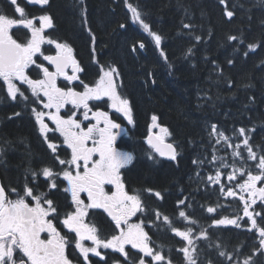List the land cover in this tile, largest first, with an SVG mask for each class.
<instances>
[{"label": "trees", "instance_id": "1", "mask_svg": "<svg viewBox=\"0 0 264 264\" xmlns=\"http://www.w3.org/2000/svg\"><path fill=\"white\" fill-rule=\"evenodd\" d=\"M129 3L150 31L161 36L159 47L134 21ZM50 5L63 35L85 59L97 53L101 66L117 70L133 127L142 135L154 115L170 127L182 148L201 147L202 134L210 135L212 125L230 133L243 128L260 133V146L255 149L264 155V0H51ZM228 11L233 13L231 18ZM141 43L145 56L138 49ZM8 125L12 134L25 129ZM213 137L211 155L213 149L221 152ZM40 157L18 155L10 163L23 165ZM191 157H186L184 167L191 166ZM189 169L181 172L169 164L135 174L137 183L159 189L164 202H171L178 184H186ZM201 186V194L209 197L197 198V211L216 209ZM230 231L239 237V232ZM238 240L225 235L232 253L240 249ZM207 243L208 237L203 241Z\"/></svg>", "mask_w": 264, "mask_h": 264}, {"label": "snow or ice", "instance_id": "2", "mask_svg": "<svg viewBox=\"0 0 264 264\" xmlns=\"http://www.w3.org/2000/svg\"><path fill=\"white\" fill-rule=\"evenodd\" d=\"M223 2L224 0H221V3ZM11 3L15 5L17 0H11ZM29 3L46 5L48 0H29ZM128 8L134 21L152 35L155 44L159 47L161 36L150 31V26L143 21L141 13L136 7L129 3ZM15 11L19 14V19L0 14V81L6 85L7 94L13 101L17 99L18 95L27 99L25 91L21 90L15 81H19L21 85H27V89L34 97L43 96L46 99V102L42 103L43 108L49 109L47 113L35 108L32 111L36 123L39 125V132L54 154V159L58 161L59 165L65 167L58 171L51 167H44L39 173L32 172L31 175L33 178L42 175L45 180L49 181V190L57 187V179L67 182L62 190L70 194L74 211L65 213L61 223L69 233L75 235L70 240L57 230L54 221L59 219L58 210L54 206L53 200L49 198L48 192L40 191L38 187H31L28 183H25L20 190L6 189L4 185L0 184V264H73L66 251L70 244H74V247L79 250L85 264H88L89 253L104 259L98 251L100 248L119 252L125 259H128V253L125 251L126 245H130L132 249H137L143 254L139 258L138 264H153V262L160 264L165 257L150 246V237L144 230L142 222L130 223L131 218L138 212H144L145 208L141 196L138 193L130 194L121 177V169L130 165L134 159L131 153L119 152L114 147L119 134L114 130H119L121 125L114 122L107 112L94 111L89 104L90 101H101L107 98L111 102V108L122 113L129 124L133 123L129 101L122 98L117 91L115 77L119 73L115 68L107 70L101 68L102 74L93 86L80 81L83 91L58 87L57 79L59 77H63L69 83L80 79L78 73L82 69L73 56V49L67 43H59L43 35L45 28L53 26L49 16L39 17L40 27H35L34 21L27 18L24 8L17 6ZM226 14L229 18L233 15L231 11ZM18 26H23L31 32V37L24 43L18 42L11 34V30ZM184 27L188 28L190 25L185 24ZM230 39L235 40L236 37H230ZM45 43L55 44L57 49L55 55H43L41 46ZM140 47L143 48L144 45L141 43ZM37 54L43 55V59L55 70L49 71L47 67L37 63L35 59ZM33 65L40 69L43 78H30L28 69ZM69 68L71 75L68 74ZM67 105H71L77 110L83 109V120L95 121V123L84 125L77 119L75 112L67 117L62 116L61 109ZM53 109L54 111H52ZM45 117L55 125V128H51L45 123ZM156 121L157 117L152 116V128L158 127ZM49 132H58L63 138L62 144L70 150V159H61L56 154L60 146L49 139ZM160 133L161 135L156 137L150 134L148 144L161 156L167 155L175 160L176 150L172 144L164 145L167 151L160 146L163 144V137L168 134V129L161 127ZM239 134L244 136L245 129H239ZM210 135L218 137L217 143L221 140L228 143V137L223 132H218L216 125H212ZM243 144L248 152V159L258 160L256 167L259 172L252 174L251 171H248L247 180L239 185L241 193L247 192L250 202L243 195H240L239 199L244 204V216L251 221L249 231L252 229L258 231L261 238L260 246L264 249V226H258L253 212L249 211V208L256 204V197L264 201V187L257 188V183L264 181V155L257 157L249 146L248 138L244 139ZM228 146L232 147L231 144ZM239 147V144L235 146L236 149ZM240 155L238 151H233L234 157ZM223 166L227 167L228 165L224 164ZM237 171L239 169L233 168L228 179H235ZM220 175L217 170L215 178L209 176L208 179L219 183ZM240 175L244 176L245 173L241 172ZM106 185L113 186L115 190L106 191ZM147 191L151 192L152 190L148 189ZM221 191H224L223 187ZM82 193L86 194L87 203L81 198ZM155 195L159 197L160 193L157 192ZM226 195L235 197L237 194L229 189ZM90 209H103L114 222L115 228L119 230L118 234L112 235L110 239L101 238L97 227L85 222ZM207 211L212 213L215 209L209 207ZM156 215L159 218L160 213L157 212ZM259 215L260 213H255V216ZM179 216L185 220L188 219L184 211H180ZM239 219V216L236 219L225 218L216 220L215 223L240 227ZM164 220L168 223V217L165 216ZM172 230L175 235L187 241L189 246L192 245L190 228L187 231H179L173 227ZM45 233L47 235L42 238V234ZM202 235L207 238L206 233H202ZM86 240L91 241L94 247H86L83 243ZM180 250L184 253L188 264H196L188 247ZM220 255L224 256L225 253L221 252ZM145 258L150 259L146 260ZM244 264H250V261L246 259Z\"/></svg>", "mask_w": 264, "mask_h": 264}, {"label": "flooded vegetation", "instance_id": "3", "mask_svg": "<svg viewBox=\"0 0 264 264\" xmlns=\"http://www.w3.org/2000/svg\"><path fill=\"white\" fill-rule=\"evenodd\" d=\"M51 0H48L46 5H38L29 3V0H17V3L14 5L11 3V0H0V14L7 15L12 18L19 19V14L16 13L15 9L17 6L24 8L27 18L34 21L35 27H40L39 17L47 15L54 19L56 27L47 31L51 28H45L44 33H55L57 35H49L46 38H50L56 42H59L64 39L68 44H71V40L65 37L62 33L61 27L58 25L57 20L55 19L53 8L50 5ZM51 15H49V14ZM51 18V19H52ZM53 23V20H52ZM11 34L14 39H17L18 42L24 43L27 39L31 37V32L29 29L24 28L23 26L14 27L11 30ZM74 44V43H73ZM41 51L43 55H55L57 49L55 44H43L41 46ZM43 55L37 54L35 57L37 63L42 64L44 67H47L49 71H54V67L50 65L46 60L43 59ZM84 54H81L80 50L74 44L73 46V56L77 60L82 71L78 73L79 80L69 83L63 77L57 79V86L61 88H74L77 91H83V86L80 83L82 80L84 83L93 86L95 82L99 79L98 73H101V65L99 64V59L96 56L95 58L85 59ZM30 78L40 79L43 78V73L40 69L36 68L35 65L31 66L28 69ZM68 74L71 75V69H68ZM15 83L25 91V96L27 99L21 98L19 95L17 99L13 101L7 94L6 85L3 81H0V179L1 184L5 186L6 189L16 188L20 190L24 187L25 183H28L31 187H38L40 191L48 192V196L53 200L54 206L58 210L59 219L55 220L54 223L57 227V230L61 232L62 235H66L70 240L74 237V233H69L68 230L63 226L61 221L64 218L65 213L74 211V206L71 203V196L69 193H65L62 189L66 186L67 182L62 179H57V187L49 190V181L45 180L42 175H37L35 178L31 175L32 172L39 173L40 170L44 167H51L54 170L58 171L60 168L65 167L59 165L58 161L54 159V154L51 149L48 148L47 142L44 140V137L41 136L39 132V125L36 123L35 115L32 111L33 108L38 111H44L47 113L49 109L43 108V103L46 102V99L43 96L34 97L31 94V91L27 89V85H21L19 81ZM117 84V82H116ZM117 91L118 84H117ZM120 96L125 98L121 92ZM126 99V98H125ZM90 106L94 111H104L107 112L111 119L114 122L119 123L121 128L118 131L119 134L116 137L114 147L119 152H128L131 153L134 157L132 163L127 167L121 169V177L126 186V190L132 193H138L143 201L145 208L144 212H138L130 220V223H141L144 227V230L148 233L150 237V246L156 252H160L161 255L165 257L164 261L160 264H188L184 257V253L180 250L185 248L188 244L187 241L181 237L175 235L172 228H176L179 231H187L191 229L192 234L201 235L206 232L208 237L207 246L203 245V241L206 239L197 238L195 239L196 243L193 248L196 251L195 261L196 264H200L201 261L197 259V249L206 248L210 246V243L220 245V235H227V232L231 229L238 230L242 226L244 227L243 238L250 243H255V245L260 246V236L256 229L251 228V221L243 214L244 204L239 199L240 195H243L245 199L250 198L247 192L241 193L239 185L244 183V179H233L232 184H229L227 187H223L224 191H221L219 187V193L221 194V202L223 204L224 212L220 213L215 208V211L212 213L208 212H198L196 208V200L198 197H206L208 199V194H201L202 186L198 184L201 170L198 169V164L192 172V160L199 155L200 159L206 164H202V167H211L214 166L213 158L210 157V147H204L205 141L201 142V147L198 148L190 145L187 148H182L180 142L177 139H174L172 132L169 126L162 125L157 121L158 127L152 128V121L148 124L147 131L142 135L141 132H138L134 127L133 123L129 124L128 120L124 117L122 113L116 112L111 108V102L104 98L101 101H90ZM54 111V109L52 110ZM75 112L78 120L82 121L84 125L95 123V121H85L83 120V109H74L71 105L65 106L61 109V115L67 117L69 114ZM19 113V115H16ZM8 123H16L17 127H24V131L18 134H12L8 132L9 125ZM45 123L51 128H55V125L45 117ZM164 127L168 129V134L163 137V142H170L175 145L176 148V159L167 160L164 156H161L160 153L156 152L148 144V137L151 134L153 137L161 135L160 128ZM142 135V136H141ZM205 134H202L204 136ZM177 136V134H176ZM49 139L59 145L57 155L61 159H70V150L62 144L63 138L59 135L58 132H49ZM41 155L40 158L35 159L32 163H25L23 165H18L17 163H10V159L14 160V156L18 155ZM185 154V156H182ZM191 155L193 157H191ZM10 157V158H8ZM186 157H191V166L188 168L184 167L183 164L186 160ZM210 162V163H209ZM208 163V164H207ZM173 165L176 169L179 168V171L182 172V169H189L186 171L184 183L178 184V194L177 196H171V202H164L163 192L159 189L148 188L145 184L141 185L140 182L137 183L135 171L138 173L140 169H158L163 166ZM219 164V163H218ZM241 171L238 172L240 175ZM224 176V181H229L228 176ZM231 182V180H230ZM214 181L207 183L208 188L213 190H218V186ZM219 185V184H218ZM200 187V189H199ZM260 182L257 183V188H260ZM151 189L152 191H147ZM231 189L237 195L235 197L227 196V191ZM106 191H114V187L111 185L105 186ZM160 193V196H156L155 193ZM13 198H15L13 196ZM81 198L87 203L86 194L82 193ZM256 204L252 205L249 208L250 212L260 213L259 216L254 218L257 220L258 226L262 224V211L261 204L262 201L259 197H256ZM183 202V203H181ZM214 204V202H212ZM184 211L187 220L179 216V212ZM159 212L160 216L157 217L156 213ZM168 217V223L165 222L164 217ZM240 227L231 224H216L215 221L219 219H236ZM195 223H192V222ZM86 223L93 224L97 227L98 233L101 238L110 239L112 235L118 234L119 230L115 228L114 222L107 215L103 209H90L89 214L85 220ZM190 236V239L192 237ZM47 234H42L44 238ZM86 247H94L91 241L83 242ZM70 259L73 261V264H85L83 256L80 254L79 250L74 247V244H70L66 250ZM104 259H101L99 256L92 255L89 253L88 264H138L139 258L143 256L137 249H132L130 245H126L125 251L128 253L129 258L125 257L119 252H115L111 249H98ZM146 260L150 258H145ZM215 263L213 260L208 261V264ZM155 264V262H153ZM219 264H232L231 261H222Z\"/></svg>", "mask_w": 264, "mask_h": 264}, {"label": "rangeland", "instance_id": "4", "mask_svg": "<svg viewBox=\"0 0 264 264\" xmlns=\"http://www.w3.org/2000/svg\"><path fill=\"white\" fill-rule=\"evenodd\" d=\"M196 129H197V127H196ZM219 160H222V158L219 157ZM220 174L222 175L221 172H220ZM221 175H220V177H221V178H220V182H219L218 184L223 185V183H224V178H223ZM207 182H208V183L210 182L209 179H207Z\"/></svg>", "mask_w": 264, "mask_h": 264}, {"label": "water", "instance_id": "5", "mask_svg": "<svg viewBox=\"0 0 264 264\" xmlns=\"http://www.w3.org/2000/svg\"><path fill=\"white\" fill-rule=\"evenodd\" d=\"M154 142H155V141H154ZM160 146H161V148H162L163 150L167 151V149L164 148V144H161ZM166 157H167V159H171V158H169V156H167V155H166Z\"/></svg>", "mask_w": 264, "mask_h": 264}, {"label": "bare ground", "instance_id": "6", "mask_svg": "<svg viewBox=\"0 0 264 264\" xmlns=\"http://www.w3.org/2000/svg\"><path fill=\"white\" fill-rule=\"evenodd\" d=\"M259 6H260V5H259ZM221 77H222V76H221ZM200 88H201V87H200ZM197 90H198V89H197ZM197 90H196V91H197ZM193 94H194V93H193Z\"/></svg>", "mask_w": 264, "mask_h": 264}]
</instances>
